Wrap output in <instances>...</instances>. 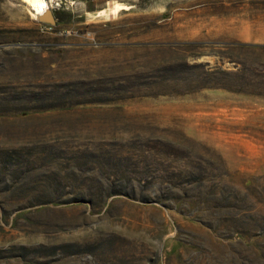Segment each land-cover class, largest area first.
<instances>
[{
	"label": "rangeland",
	"instance_id": "374dc122",
	"mask_svg": "<svg viewBox=\"0 0 264 264\" xmlns=\"http://www.w3.org/2000/svg\"><path fill=\"white\" fill-rule=\"evenodd\" d=\"M44 1L0 0V264H264V0Z\"/></svg>",
	"mask_w": 264,
	"mask_h": 264
},
{
	"label": "crops",
	"instance_id": "0c3cea01",
	"mask_svg": "<svg viewBox=\"0 0 264 264\" xmlns=\"http://www.w3.org/2000/svg\"><path fill=\"white\" fill-rule=\"evenodd\" d=\"M17 113L9 116H5L8 120H13L16 122L15 126H13L14 131H9V135H14L17 137L25 138L28 135L33 133V125L29 123L31 120H41L46 119L48 115H45L47 112L51 113L52 110H43L40 114L32 113L30 114L27 110H17Z\"/></svg>",
	"mask_w": 264,
	"mask_h": 264
},
{
	"label": "bare ground",
	"instance_id": "6f19581e",
	"mask_svg": "<svg viewBox=\"0 0 264 264\" xmlns=\"http://www.w3.org/2000/svg\"><path fill=\"white\" fill-rule=\"evenodd\" d=\"M24 2H26L35 15L44 17V20L50 19L51 13L48 12V6L44 0H24Z\"/></svg>",
	"mask_w": 264,
	"mask_h": 264
},
{
	"label": "water",
	"instance_id": "95a60500",
	"mask_svg": "<svg viewBox=\"0 0 264 264\" xmlns=\"http://www.w3.org/2000/svg\"><path fill=\"white\" fill-rule=\"evenodd\" d=\"M48 21H53L52 16L50 17V19Z\"/></svg>",
	"mask_w": 264,
	"mask_h": 264
}]
</instances>
